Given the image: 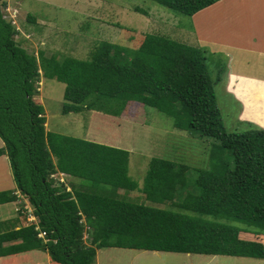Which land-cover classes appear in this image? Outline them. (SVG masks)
<instances>
[{"label": "trees", "instance_id": "16d2710c", "mask_svg": "<svg viewBox=\"0 0 264 264\" xmlns=\"http://www.w3.org/2000/svg\"><path fill=\"white\" fill-rule=\"evenodd\" d=\"M151 1L192 16L219 0ZM2 6L0 154L10 162L16 189L0 191V203L25 197L35 219L25 224L20 214L0 221V256L38 249L52 264H93L98 248L116 246L264 259V232L205 218L264 230V127L225 130L214 92L221 77L211 76L202 49L146 32L136 47L96 41L87 58L32 53ZM41 76L64 83L63 113L119 116L135 100L174 117L178 129L217 139L229 159L199 170L187 186L186 164L153 157L140 185L128 174V150L46 129L44 107L35 99ZM58 173L70 190L53 179ZM133 190L170 207L133 201L127 196Z\"/></svg>", "mask_w": 264, "mask_h": 264}, {"label": "rangeland", "instance_id": "374dc122", "mask_svg": "<svg viewBox=\"0 0 264 264\" xmlns=\"http://www.w3.org/2000/svg\"><path fill=\"white\" fill-rule=\"evenodd\" d=\"M252 1L260 18L264 19V0ZM0 2L4 3L2 10L5 18L11 20L20 31L16 38L28 52L32 53L43 49L47 55L56 52L60 55L87 58L90 48L96 41L107 40L136 47L146 32L164 34L199 47L204 52L211 76L216 79L219 73L221 77L214 84V92L225 130L241 132L254 126L264 127V61H257L249 67L256 77L252 75V78H244L233 73L238 62L237 56L232 51L224 52L222 49L226 28L232 22L219 14L222 11L220 4L199 14L201 20L198 22L206 32L209 28L207 20H210L213 14V36L218 43L213 45L198 38L192 16L172 11L151 0H0ZM241 16L243 18L240 19V25H245V20L249 21L250 15L247 12ZM228 53H231V59ZM250 61L251 58L247 62ZM64 86L63 82L54 78L40 77L39 94L35 99L44 107L46 129L128 150V174L140 185L153 157L186 164L187 186L192 185L199 170L211 169L229 159V151L222 149L217 139L188 128L178 129L174 125V117L156 108L143 106L135 100L130 101L119 116L85 109L81 112L63 113ZM5 156L6 154H0V157L6 159V161L2 159L0 170L2 179L0 184L4 190L16 186L10 162ZM4 170L7 172L2 174ZM53 179L69 185V180L64 176L55 174ZM191 190L198 191L196 186H192ZM127 196L133 201L158 207L167 206V203L146 200L139 190L130 191ZM17 205L18 210L11 208V204L6 207L0 206V218L3 216L2 211L9 215L21 211L24 219H27L28 214H32V207L25 197L20 196ZM168 207L170 206L165 208ZM205 218L253 232H264L258 227L236 219L212 216ZM40 252L42 253L36 254L39 255L37 258L40 264H47L41 260L45 252ZM47 256L46 260L50 264ZM93 264H264V259L109 246L97 249Z\"/></svg>", "mask_w": 264, "mask_h": 264}, {"label": "crops", "instance_id": "0c3cea01", "mask_svg": "<svg viewBox=\"0 0 264 264\" xmlns=\"http://www.w3.org/2000/svg\"><path fill=\"white\" fill-rule=\"evenodd\" d=\"M217 4H220L222 7V11L219 13L221 14V17H224L225 19H229L232 22V23H229V25L226 28L227 31L224 34L225 36L223 37L222 49L224 50V52L232 51L237 56L238 62H236L235 64V69L237 68V70L233 69V73L234 74L237 73L238 76L240 75V77H244V78H250V77L252 78V75L256 77V75L252 74L253 71L249 70V67L253 66L257 61H264L263 59L264 58L263 56L264 55V19L260 18L259 16L260 14L257 13L256 5L252 0L250 1L249 0H219L218 2L196 12L191 17L196 26L195 33L198 36V38H201V40H204V41H208L209 43H212L213 45L218 44L217 39L213 36V29H214L213 14H211L212 18L210 20L209 19L207 20L208 27H209L207 29V32L202 30L201 24L198 21L201 20L200 19L201 17L199 14H201L204 11L207 12L209 8L216 6ZM247 12H248V15H250L249 16L250 20L249 21L245 20V25L243 24L240 25V19L243 18L241 14L247 13ZM232 16H233V21H232ZM210 24H213V25H210ZM228 55L230 56V59H231L232 58L231 53H228ZM253 55L255 57H253ZM247 57H249V59L251 58L252 61L247 62L249 60ZM230 72H231V69H230ZM2 146H3V141L0 138V147ZM2 159L6 161L4 157H0V170L2 166ZM6 172L7 171L4 170L2 171V174H5ZM0 174H1V171H0ZM58 175L66 177L62 173H58ZM1 182H2V179L0 177V183ZM65 185L67 186V188L68 187L70 188V185H67L66 182H65ZM13 187L12 189H6V190H15L16 186L14 188ZM70 189H67V190H70ZM2 190L4 189L2 188V185L0 184V191ZM15 193L19 194L18 191H16ZM18 202H19V198H17L14 201L0 203V206L6 207L8 204H11V208H15L16 210H18L19 208L16 207ZM25 207L27 208V205H25ZM2 215L3 216L0 218V221H6V222L16 221L17 217L20 216V212H18L17 214L10 213L9 215L8 213L5 214V211H2ZM5 215H8V216H5ZM26 218L27 219H26L25 224H28L29 222L34 221L35 219L33 214L31 215L28 214V217ZM18 226L19 224L16 223V228ZM6 244L8 245L9 243H6ZM40 251L42 250L32 249L26 252H19V253L7 255V256H0V262L2 264L4 259L12 258L11 261L14 262L13 264H40L41 262L37 258L39 255H36V254L42 253ZM46 255H48L47 252H45V254L42 255L41 260L43 259L47 264H49V261L46 260ZM95 258H96V255H95Z\"/></svg>", "mask_w": 264, "mask_h": 264}, {"label": "built area", "instance_id": "2783aa9c", "mask_svg": "<svg viewBox=\"0 0 264 264\" xmlns=\"http://www.w3.org/2000/svg\"><path fill=\"white\" fill-rule=\"evenodd\" d=\"M33 218V217H32Z\"/></svg>", "mask_w": 264, "mask_h": 264}]
</instances>
